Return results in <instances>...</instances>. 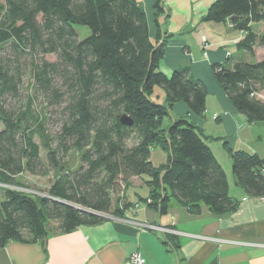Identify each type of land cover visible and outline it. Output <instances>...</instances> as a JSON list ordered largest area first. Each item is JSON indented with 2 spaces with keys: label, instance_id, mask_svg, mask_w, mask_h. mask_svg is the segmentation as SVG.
Here are the masks:
<instances>
[{
  "label": "trees",
  "instance_id": "16d2710c",
  "mask_svg": "<svg viewBox=\"0 0 264 264\" xmlns=\"http://www.w3.org/2000/svg\"><path fill=\"white\" fill-rule=\"evenodd\" d=\"M164 1L153 0L156 17L164 14ZM201 20H228L244 35L235 50L250 59L257 48L264 49V0H215ZM255 24L262 25V34L252 31ZM75 27L89 34L80 40ZM160 36L159 30L151 41L144 10L135 0H0V249L12 241H42L50 231L68 233L105 221L86 210L122 216L131 204L122 197L112 204L111 195L119 180L125 185L142 175L150 179L149 206L160 213L170 198L194 214L201 204L216 216L236 210L202 129L186 117L161 128L178 102L202 116L207 92L189 66L170 76L158 70L171 37ZM212 71L237 112L249 123L264 121V102L250 96L259 93L264 60L236 63L232 69L213 65ZM26 78L34 95L24 102ZM155 87L164 92L162 104L152 99ZM33 98H40V111L33 109ZM48 108L59 116L54 134L44 114ZM123 114L132 119L131 127L119 122ZM131 138L135 142L128 145ZM156 147L167 153L158 167L149 159ZM226 150L237 184L249 196L264 197V158ZM70 152L79 153L82 163L71 174L63 166ZM51 171L58 176L49 196L86 210L11 189L26 188L16 181L23 173L44 177Z\"/></svg>",
  "mask_w": 264,
  "mask_h": 264
},
{
  "label": "crops",
  "instance_id": "0c3cea01",
  "mask_svg": "<svg viewBox=\"0 0 264 264\" xmlns=\"http://www.w3.org/2000/svg\"><path fill=\"white\" fill-rule=\"evenodd\" d=\"M135 1L144 10L151 41L156 40L159 30L160 38L171 36L165 42L158 70L170 76L173 71L189 66L193 77L206 89L202 116L193 115L183 102L176 103L169 116L171 120L186 117L207 136V144L224 172L228 196L237 202L236 210L216 216L201 204L199 212L194 214L170 198L165 212L160 213V209L146 202L150 195L146 185L149 177H131L122 195L131 207L118 218L145 221L176 234L139 231L120 221L105 220L68 233L50 231L45 237V246L41 240L9 242L0 249V264H125L134 252L140 253L144 264H264V201L249 196L237 184L226 150H244L263 159L264 121L249 123L237 112L212 71L213 65L232 69L236 63L253 62L231 43L244 35L228 20L222 23L201 20L215 0H165V12L160 17L155 16L153 0ZM256 30L257 35L262 34V25H252V31ZM164 97L160 88L157 92L154 88L155 102L164 103ZM149 159L158 167L166 163L167 153L158 147L152 148Z\"/></svg>",
  "mask_w": 264,
  "mask_h": 264
},
{
  "label": "rangeland",
  "instance_id": "374dc122",
  "mask_svg": "<svg viewBox=\"0 0 264 264\" xmlns=\"http://www.w3.org/2000/svg\"><path fill=\"white\" fill-rule=\"evenodd\" d=\"M75 31L77 32L79 39L83 40L88 34V30L86 28L83 27H75ZM259 33V31H255V34L257 35ZM239 40H233L231 43L232 45H236V43ZM236 53V51H235ZM227 56H230V53H227ZM237 57V56H235ZM47 60H54L53 56H47L46 57ZM253 62L256 61H261L264 60V49L262 48H257L256 49V56L253 59H250ZM23 91H22V99L24 102H26L27 97H31L32 95H34L33 92V88L31 86L30 80L28 78H26V80L24 81V86H23ZM257 88L259 89V95L262 96V100L264 102V80L257 84ZM155 91H158V88L155 87ZM40 98H33V109L36 111H40V109H42V106H40ZM59 112V111H58ZM47 116V122H48V129L49 132H52L53 134L55 132H57L58 130V125H59V116L57 114V111L55 109L52 108H48L47 112L45 111L44 113ZM171 116H166L163 118L162 124H161V128H167L172 124V120L170 119ZM35 141L37 143H39V140L37 138H35ZM134 139H129L128 141V145H132L134 143ZM263 142H264V137H263ZM40 157L42 159V161L45 163V159H46V152L43 148L40 149ZM64 161V173L67 172L69 174H71V172H75L78 170V168L82 165L81 163V159H80V154L76 153V152H70L67 156L64 157L63 159ZM58 176V172H50L48 175L44 176V177H39V176H31L27 173H23L21 175H19L16 178V181L19 185L25 186L26 188H19V189H25L27 193L31 194V195H36V196H40L42 198H49V194L48 191L50 189V187L52 186V184L55 181V178ZM122 181L119 180L118 182V187H117V192L113 193L111 195V201L112 204L115 203V201L117 199H120L123 195V189H124V185L121 184ZM3 189V188H2ZM11 189H15L14 187H12ZM52 198V197H50ZM3 199V192L2 190H0V201ZM69 204V203H68ZM72 205V207L78 209V210H86L83 207L77 205V204H69ZM52 227L56 226V223L53 222L51 224Z\"/></svg>",
  "mask_w": 264,
  "mask_h": 264
},
{
  "label": "built area",
  "instance_id": "2783aa9c",
  "mask_svg": "<svg viewBox=\"0 0 264 264\" xmlns=\"http://www.w3.org/2000/svg\"><path fill=\"white\" fill-rule=\"evenodd\" d=\"M251 97H256L259 100H262V96L259 94H251ZM264 100V99H263ZM260 172L263 174L264 176V166L261 167ZM16 190L19 191H23L26 192L25 189H19L16 188ZM262 201H264V197L260 198ZM147 204L151 203V200H147L146 201ZM94 215L103 218L104 220H110V221H120L122 223L134 226L135 228H137L139 231H151V230H158L162 233H166V234H176V232L170 230V229H166V228H161V227H156L152 224H149L145 221H137L131 218H118L112 215H107V214H101V213H93ZM199 239L203 240V241H215V239H211L208 237H198ZM239 244V243H237ZM241 245H249V244H244V243H240ZM249 246H257V245H249ZM125 264H144V259L141 257L139 252H134L132 253L126 260Z\"/></svg>",
  "mask_w": 264,
  "mask_h": 264
},
{
  "label": "water",
  "instance_id": "95a60500",
  "mask_svg": "<svg viewBox=\"0 0 264 264\" xmlns=\"http://www.w3.org/2000/svg\"><path fill=\"white\" fill-rule=\"evenodd\" d=\"M231 20H233V18H230V19H229V21H231ZM119 122H120L122 125H124V126H128V127H131V126L133 125V121H132V119H131L129 116L125 115V114H123V115L120 117ZM164 174H165V172H161L160 177H159V180H160V184H161V185H162V178H163ZM48 199H51V200L57 201V202H59V203H62V204L68 205V206H72V205H69V204H67V203H65V202H63V201H61V200H57V199H55V198H50V197H49ZM77 210H78V209H77ZM86 212L93 214V212L88 211V210H86ZM42 244H43V246H45V244H46V238H45V237L42 238Z\"/></svg>",
  "mask_w": 264,
  "mask_h": 264
}]
</instances>
